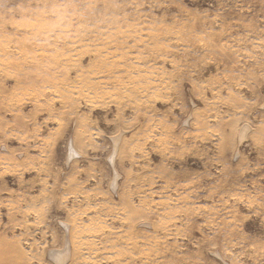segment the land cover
I'll return each instance as SVG.
<instances>
[{"label": "rangeland", "instance_id": "1", "mask_svg": "<svg viewBox=\"0 0 264 264\" xmlns=\"http://www.w3.org/2000/svg\"><path fill=\"white\" fill-rule=\"evenodd\" d=\"M65 225L66 264H264V0H0V264Z\"/></svg>", "mask_w": 264, "mask_h": 264}, {"label": "bare ground", "instance_id": "2", "mask_svg": "<svg viewBox=\"0 0 264 264\" xmlns=\"http://www.w3.org/2000/svg\"><path fill=\"white\" fill-rule=\"evenodd\" d=\"M246 133H247L246 130H244V132L241 133L242 134L241 135V141L244 139ZM121 136L122 135H119L116 138H114V149H115V152L113 153L112 157L110 158L112 163H114L116 151H117L119 143L121 142L120 141L121 140ZM69 146H70V154L72 156L78 154V152H77V150H76V148H75V146L73 145L72 142L69 143ZM118 176H119L118 171L115 169V179H114V182H113V185H112L113 188H117L118 187ZM66 229H67V236H66V241H65V244H64L65 247L63 246L61 249L53 250L51 252V254H50V257L52 258V260L56 264H66L68 262V260L70 259V257H71V241H70L71 238H70V234H69L70 230H69L68 226H66Z\"/></svg>", "mask_w": 264, "mask_h": 264}]
</instances>
